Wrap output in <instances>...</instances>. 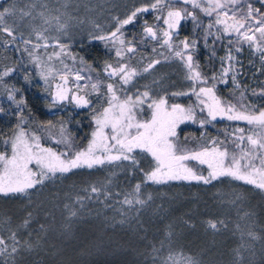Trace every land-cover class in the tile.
I'll list each match as a JSON object with an SVG mask.
<instances>
[{"label":"trees","instance_id":"16d2710c","mask_svg":"<svg viewBox=\"0 0 264 264\" xmlns=\"http://www.w3.org/2000/svg\"><path fill=\"white\" fill-rule=\"evenodd\" d=\"M27 1L0 0V11L16 6V14ZM186 4H176L184 15L176 37L194 42L193 63L205 85L214 86L223 104L251 114L260 113L264 110V60L259 55L258 61L249 65V57H245L246 72L236 82H224L221 73L227 51L245 44L217 34L206 25L199 10ZM8 20L6 16L5 22ZM153 21L152 12L138 13L132 24L121 29L136 47L121 59L103 40L85 37L61 43L68 46L62 53L66 63L103 82V101L97 100L100 95L89 94L90 104L86 107L51 99V87L44 83L35 58L56 45L44 46L32 40L34 43H25L22 38L28 36L27 31L18 25L11 36L0 30V152L11 154V139L19 130L18 125L29 136H39L42 147L64 152L67 157L85 148L96 128L94 116L107 102L105 86L112 79L104 72L106 65L125 63L143 71L152 56L147 55L149 41L141 42L139 29L142 22ZM9 69L12 71L3 75ZM166 99L171 104L195 106L191 93L167 94ZM142 107L137 118L148 119L150 109L146 104ZM61 126L65 129L63 135ZM177 135L178 143L189 151L209 147L213 142L227 149L229 157L235 154L239 158L243 152L252 151L256 157L252 163L261 167L259 157L264 155V149L253 150L248 141L252 136L264 142V130L255 123L210 119L204 112H196L192 122L179 127ZM138 162L142 169L146 168L147 159ZM133 172L134 177L143 175L139 168ZM106 175L104 170L77 169L55 174L25 193L0 195V239L4 241L0 244V264H179L157 253H177L194 264H242L247 253H257L256 264H264V193L255 187L228 179L206 184L185 181L147 184L139 188L146 195L143 202L129 206L125 200H130L137 189L129 188L130 184L121 178L106 186L117 191L113 196L104 198L99 194L104 192L103 183L97 187L99 192H89V186ZM241 198L257 206L244 210L241 204L236 211L228 209L240 203ZM102 199L106 203H101ZM256 219L262 228L258 234L263 241L257 250L258 245L255 247L250 239H241L233 226L236 224L242 230L244 222ZM209 221L217 227L211 228ZM82 223L86 227L83 237L69 241L72 226ZM13 246L16 252H12Z\"/></svg>","mask_w":264,"mask_h":264},{"label":"rangeland","instance_id":"374dc122","mask_svg":"<svg viewBox=\"0 0 264 264\" xmlns=\"http://www.w3.org/2000/svg\"><path fill=\"white\" fill-rule=\"evenodd\" d=\"M51 2L57 4L53 5L51 4ZM171 2L173 3V8L171 10H179V11H181V9H179L176 6V4L185 3L184 0H171ZM219 2L224 4L225 7L223 9L217 8L215 11H211V5L209 4V0H195V4H198L199 7H196L193 2H188L186 5L189 4L194 8H196L197 10H199L207 23L206 25L209 26V24H211L213 30L217 34H220L223 37H227V38L229 37L234 41H242L245 44V46L238 45L229 49L223 60L224 64L221 73L223 81L236 82L239 80L241 74L246 72V69L244 68H248L247 65L243 63L245 57H249L248 63L250 65L251 62L255 63L258 61L259 55L261 57L264 56V39H262L260 37V33L256 31L258 27L264 26L262 24L257 23V21H261L262 19H264V0H235L234 3L231 2V0H219ZM25 3L26 6L23 8L20 7L17 10L16 14L8 15L9 20L6 21L7 23L4 22V26H8L9 28L12 29V31L17 28V25L20 28L23 27L27 31L25 35L28 34L26 38H22L24 42L32 40L44 46L56 45V47L46 51L42 55L36 56L35 58L37 63V68L39 69V72L42 76L44 83L46 84V86L51 87V99L58 103L70 102L76 107H86L90 103L86 106L78 105L75 102V100L72 99L73 95L83 96L85 99L88 100L87 96L89 94H94V95L98 94L100 96H97V100H99V102L100 100L103 101V96H104L103 82L100 78L91 75H86L83 72H79L73 69L68 63H66V61L62 57V53L66 51L68 46L67 44H61V43L64 42V40H70L73 38L78 39V38L86 37L89 40H95L96 37L98 36L110 37L111 33L115 31L116 27L118 26V20L126 19L135 9L155 3V0H28ZM249 5H251V8L253 10L259 9V12L252 11V16L250 18H247L245 27L241 28L239 33L232 29H229L228 31H224L225 25L217 23V17H219V19L221 20H225L229 25L233 23V19H232L233 14H235L237 20H240L243 17H247V13L250 10L248 7ZM15 8L16 6L13 7V9ZM204 8H209L211 11V15L205 12ZM169 10H170L169 8L164 7L163 5L160 6L159 10L150 9L154 21L150 23L142 22V27L139 29L141 34V38H140L141 42L147 43L149 41L148 43L150 50H149V54L147 55L152 56V60L146 64L145 68H148L149 64H152L153 66L151 68H148V71L143 70L140 72L135 68L128 66L129 69H135L137 75H135L132 78L130 83L125 85L118 76L111 75V68H108L106 70L105 67L104 70L105 74L108 77H110V79H112L111 81L106 82V86H105L106 87L105 93L107 95V100L108 98H110L111 95L107 91L108 84L114 85L116 94L120 96L121 99H124L125 95H131L135 98L137 94H142L143 92L147 91L149 93V96L145 98L144 104L146 105L151 103L152 100H159L161 98L166 99L167 94L191 93L195 98V106L186 107L181 104L178 105L182 106L185 109H189V108L192 109L194 115L196 114V112H204L210 119H212V117L208 115L207 104L210 103L208 98L201 96L200 99H203L205 101L204 104H201L200 99H197V96L192 91L193 88L195 89L196 92H199V89L201 87L204 88H212V87L205 85V80L202 79V77L201 80L198 81H193L187 78L189 75V70L185 64V60L188 55H192V51L195 48L194 43L190 40L178 39L176 37L178 26L177 28L172 30V39L170 41L171 47L163 43L164 40L163 31L168 30V26L164 24L163 21L166 18L167 12ZM223 12H227L228 16L225 17L223 15ZM23 13H30V15H24ZM182 16L184 17L183 13ZM145 27H152L153 30L157 33V35L155 37L149 36L145 32ZM244 32H247L248 35L250 36L255 35L256 41L249 42L245 40L242 35V33ZM18 33H23V32L18 31ZM117 37L124 40L123 45H121L118 41H115V38L103 40L108 45V48L113 51L114 55L117 58L121 59L129 55V53H133V51L132 52L127 51L128 48H133L135 51L136 47L134 43L131 40H128L127 36L125 35V32H118ZM185 40L190 44V47L188 49H184L181 44V41H185ZM34 42H30V43H34ZM257 44L259 45V47H257ZM117 49H120L122 51V55L119 57L116 55ZM176 51H182L184 53V59L177 57L175 55ZM250 51H252L251 54H249ZM261 60L264 59L261 58ZM156 61H159V63H156ZM112 66L117 67L119 65H112ZM224 69H228L226 75L224 74ZM64 74L67 75V83L64 86L67 89H69V91H68V99L61 101L55 99V96L57 91V85L64 83L60 79V76ZM77 74H79L82 77V79L77 80L76 79ZM93 84L97 85V90H93L92 88ZM77 85H79V87H77ZM216 97L219 98L217 95ZM167 104L170 106L173 103L171 104L167 102ZM221 104L222 106H227L222 102ZM107 106L108 104L106 102V105L104 107ZM201 109H203V111H201ZM234 109L236 112L244 113L245 115H249V116L259 115V113L251 114L242 110H238L236 108ZM150 117H151V109H150ZM150 117L148 119H150ZM148 119H140V120H148ZM193 119L184 120L182 123H180L176 128V132L178 131L179 127L182 124L192 122ZM215 119H228V116L217 115ZM236 121L248 122L246 120H236ZM213 146L218 147L221 150H224V148L216 144H213L206 148L211 149ZM203 149L204 148L196 151H201ZM97 154L100 155V153ZM112 154L117 155L118 153L116 152L115 149H113ZM129 155L134 157V160L120 159L111 162L105 160L103 164L93 165L91 168H89L87 165H83L81 167L74 168L70 171L77 169L84 171L85 170L90 171L94 169L104 170L107 174L106 177L101 181L95 180L97 183L94 182L91 184V186H89V192L96 193L99 192L97 189V187H99L98 185H101L103 183L104 192L101 191L99 194H103L104 198L105 196H113L114 194H116L117 191H112L109 187L106 188V186L108 185V182H111L113 180L115 181L116 179H120V178H121L120 180L122 181L125 180L127 182V185L130 184L129 188L131 186V188L134 189H136L137 185H140V188H142V187H146L147 184H154V185L168 184L169 182L172 181L204 183L203 181H197V180H168L162 183H156L147 180L145 178V173L155 168L154 158L149 153L141 149H135L134 152ZM141 158L147 159V166L145 169L144 168L142 169L141 166L139 165L140 162L138 161ZM186 163L188 164L189 167L193 168V170L198 175H203L205 177L208 176V172L210 170L207 164H200L199 161H192V160L186 161ZM30 167L36 170V166L34 163L30 165ZM137 168H139V170L143 174L142 177L139 178L134 177L135 175L132 174L134 173L133 169H137ZM126 173H128L126 177H122V176L118 177L117 175V174L123 175ZM55 174H60V172H57ZM51 176H53V174L49 173L48 176L44 178V180L50 178ZM220 179H228L235 182H241L247 185H251L264 193V190L257 188L255 185L248 184L245 181L237 180L229 176L219 177L217 179L211 180L209 183L218 181ZM93 188L97 189V191L94 192L92 190ZM145 193L147 194L146 189H145ZM15 194H21V193H15ZM143 194L144 193L142 192V189H139V191L134 190L132 192V198L130 197L131 203L129 204V206H138L139 205L138 202L140 201L143 202L144 200L143 197L146 196ZM150 194L151 192L149 193V197ZM0 195L6 196L4 194H0ZM106 199H108V197ZM106 199L105 200L102 199L101 203H106ZM241 199L242 201L240 203H234L233 206L228 209H232L236 211L237 209L241 208V204H243L244 210L245 209L249 210L250 207L255 208L257 206L244 198ZM238 200L239 197H237V201ZM244 223L246 225L245 227H243L242 230L239 229L238 225L236 224L233 225L236 232L240 235L241 239H246V240L250 239L255 244V247L258 245V247H256V250L259 249L260 246L263 245V241H261L262 237H260V235L258 234V232L262 229L261 226L258 224V220L257 219L254 221L249 220ZM72 229L73 230L68 232V238L71 237L69 241H74L73 240L74 238L77 240L78 238L83 237L82 236L83 233L85 234L86 232L85 230L86 227L84 223L80 225H73ZM210 254L212 256L215 255V253H210ZM225 254L227 253H221V255H225ZM256 254L257 253H251V254L247 253L248 256H244V259H242V264H256V259L258 260ZM157 255L167 256V260L173 259L174 261H178L179 264H189V262L186 259L183 258L181 259V257L177 253H157ZM173 255L176 257H174ZM221 262L224 263L222 259Z\"/></svg>","mask_w":264,"mask_h":264},{"label":"snow or ice","instance_id":"6c2138e0","mask_svg":"<svg viewBox=\"0 0 264 264\" xmlns=\"http://www.w3.org/2000/svg\"><path fill=\"white\" fill-rule=\"evenodd\" d=\"M184 2H193L196 7H199L198 4H195V0H184ZM231 2L234 3L235 0H231ZM209 4L211 5V11L225 7L219 0H209ZM161 5L170 9L163 21L168 26V30L163 31V43L171 47L172 30L177 28L180 20L183 19L181 11L171 10L173 8L171 0H155V3L135 9L126 19L118 20V26L111 33L110 37L98 36L96 39L108 40L115 38V41L123 45L124 40L117 37V33L125 25L132 24L138 13H148L150 9L159 10ZM248 7L250 10L247 13V17L237 20L235 14H233V23L231 25L217 17V23L225 25L224 31L232 29L239 33L240 29L245 27L247 18L252 16V11L259 12V9L253 10L251 5ZM204 11L211 15L209 8H204ZM13 14V8H4L3 11H0V26H2L0 30L9 36L13 34V31L8 26H4V22L6 16ZM23 14L30 15V13ZM223 15L227 17L228 13L223 12ZM257 23L264 25V19L257 21ZM210 27H212L211 24H209ZM256 31L264 39V26L258 27ZM145 32L152 37L157 35L152 27H145ZM242 35L249 42L256 41L255 35L250 36L247 32L242 33ZM29 42L25 41V43ZM181 44L184 49L190 47V44L186 40L181 41ZM257 47H259L258 44ZM127 51L132 52L134 49L128 48ZM116 55L118 57L121 56L122 51L117 49ZM175 55L184 59L182 51H176ZM261 58L264 59V56ZM156 63H159V61H156ZM185 64L189 70L187 78L193 81L201 80V73L195 70L197 66L193 63L192 55L187 56ZM152 66V64H149L148 68ZM108 68H111V75L118 76L125 85L130 83L132 78L137 75L135 69H129L126 64L117 67L107 64L106 70ZM148 68L144 70L148 71ZM10 71L12 70L5 71L3 75H8ZM227 71L228 69H224L225 75ZM60 79L64 83L57 85L55 99L62 101L68 99L69 89L64 86L67 83V75H61ZM76 79L80 80L82 77L77 74ZM92 88L93 90H97V85L93 84ZM107 91L111 94L107 100L108 106L104 107L102 111L94 116L96 130L93 131L91 140L85 149L76 151L73 157H67V154L64 152H54L51 148H43L40 144L39 136L35 134L29 136L25 129L18 125L19 130L15 133L14 138L11 139V155L9 156L5 152H0V194L25 193L28 189L42 184L44 178L49 173L53 175L57 172L65 173L83 165L91 168L93 165L103 164L105 160L109 162L120 159L134 160V157L129 154L133 153L135 149H141L154 158L155 168L145 173V178L156 183L168 180H197L209 183L211 180L219 177L229 176L264 190V155L259 157L261 167L257 168L252 163L253 159L256 158L252 151L243 152L237 158L235 154L229 157L227 149L221 150L213 146L211 149L204 148L201 151H189L178 143L179 137L176 128L184 120H192L194 118L192 109H185L178 104L169 106L167 100L161 98L159 100H152L147 105L151 109L150 119L140 120L137 118V112L143 111L142 106L145 103V98L149 96L147 91L137 94L135 98L131 95H125L124 99H121L116 94L115 87L112 84L107 85ZM192 91L197 96V99H200L201 96L208 98L210 101L207 104L208 115L212 119H215L217 115H227L229 120H246L249 124L255 123L264 130V110L260 111L257 116H249L236 112L231 105L222 106L221 101L215 95L214 86L212 88L201 87L199 92H196L193 88ZM186 94L173 93V95ZM72 99L81 106H86L90 103L89 100L79 95H73ZM200 103L204 104L205 101L200 99ZM203 123L205 121H201V124ZM64 131L65 129L61 126L62 135ZM241 131L243 130L241 129ZM240 139L243 140V137ZM248 141L253 146V150L257 147L264 149V142L254 139L252 136L248 137ZM113 149L116 150L117 155L112 154ZM97 153H100V155ZM189 160L199 161L200 164H207L210 170L208 176L198 175L186 163ZM243 161H246V163H242ZM33 163L36 166V170L30 167ZM139 188L140 185H137V191H139ZM92 190L94 192L97 191L95 188ZM125 202L131 203L127 199ZM27 223L28 221H25V224ZM209 226L213 229L217 227L216 223L211 221H209ZM12 238L15 240V234H13ZM3 243L4 241L0 239V244ZM16 251V247L13 246L12 252ZM189 264H193V262L189 261Z\"/></svg>","mask_w":264,"mask_h":264}]
</instances>
